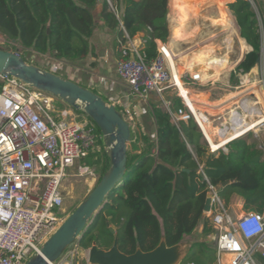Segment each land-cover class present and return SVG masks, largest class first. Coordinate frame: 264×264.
Wrapping results in <instances>:
<instances>
[{"label":"trees","instance_id":"16d2710c","mask_svg":"<svg viewBox=\"0 0 264 264\" xmlns=\"http://www.w3.org/2000/svg\"><path fill=\"white\" fill-rule=\"evenodd\" d=\"M190 1L194 8L182 13L181 5L176 7L175 0L174 4L171 0L172 8L183 21L187 15L196 13L200 5L199 0ZM254 2L261 13L259 2ZM112 3L114 11L106 0H0V36L37 55H50L75 64L89 54L96 57L91 39L101 20L104 27L116 32L115 46L120 52L125 30L131 37L146 40L144 51L149 61L158 58L156 40L166 44L171 37L169 0H112ZM227 7L243 39L240 51L245 53L247 45L252 48L231 74L230 85L235 86L237 74L246 75L260 63L263 43L257 13L250 0H234ZM225 24L232 35L236 33L232 21ZM180 29L172 31V45L180 40ZM170 48L167 51L171 53ZM171 56L177 64L172 53ZM60 75H64L62 70ZM166 99L173 114L180 110L188 112L177 91H168ZM150 107L156 137L152 140L150 135L136 134V141L141 140L144 145L143 150L128 151L127 174L122 183L110 193L87 232L76 241L82 251L93 245L109 250L115 239L119 250L127 255L137 250L152 251L162 241L168 247L182 245L201 225L202 237L212 235L213 229L204 212L208 186L201 169L212 185L220 186L219 194L228 207L236 196L242 199L244 211L264 212V150L241 137L226 145L227 153L223 149L212 152L193 118L176 125L160 99L150 102ZM72 109L86 115L80 109ZM87 118L94 124L102 148L80 160L83 159V166L98 169L100 181L110 167V160L100 128ZM225 182L228 184L222 187ZM110 228L115 230V235ZM179 264H215L214 246L201 239L192 241Z\"/></svg>","mask_w":264,"mask_h":264},{"label":"built area","instance_id":"2783aa9c","mask_svg":"<svg viewBox=\"0 0 264 264\" xmlns=\"http://www.w3.org/2000/svg\"><path fill=\"white\" fill-rule=\"evenodd\" d=\"M106 1L114 11L112 0ZM250 2L259 16L254 0ZM137 37L124 30L117 64L120 78L129 84L133 95L144 100L155 93L176 125L191 118L198 124L180 96L166 45L156 40L160 55L149 61L144 51L146 40ZM202 79L200 72L181 76L187 89L185 80L197 84ZM0 81V264H26L68 218L64 213L65 179L81 158L97 150L99 137L93 123L67 122L53 116L54 97L48 93L8 75L0 74ZM168 91H177L188 112H171ZM201 172L211 199L205 215L213 229L215 264H262L264 212L232 211L220 196V187ZM88 251L75 242L53 264H90ZM80 254L81 263L77 261Z\"/></svg>","mask_w":264,"mask_h":264},{"label":"rangeland","instance_id":"374dc122","mask_svg":"<svg viewBox=\"0 0 264 264\" xmlns=\"http://www.w3.org/2000/svg\"><path fill=\"white\" fill-rule=\"evenodd\" d=\"M200 5H203L207 0H199ZM224 6L220 8L219 4L216 1L209 2V4L203 6L199 10V6L196 13H191L187 15L183 20L175 10L172 8L171 0H169L170 12L168 13V20L171 30L181 27V38L178 42H175L172 45V40L166 44L170 49L174 51V59L177 64L184 63L182 59L184 57L191 58L195 53L199 52L208 47L215 48L217 58H228L229 60V70H227L222 77L219 79L217 77L214 80L201 81L200 83L194 84L186 81V86L188 89L193 92L200 93L197 97H205V100L209 104L210 102H217L226 99H234L231 101H241V99H248L253 104L257 105L258 109L264 113V60L263 57L257 68L252 70L246 75L237 74L238 84L235 86L230 85V77L232 72L237 67L238 61L242 56L247 52L242 53L240 51L241 39L239 38L238 29L236 23L232 16L229 13L227 5L230 0H223ZM258 10V9H257ZM256 11V9H255ZM224 13L226 15H224ZM220 21H219V20ZM232 21L234 28L236 30L235 34H231L227 27L225 26V21ZM260 29L264 28V15L259 13L258 16ZM260 32H263L261 29ZM263 49H264V39H262ZM0 49L12 53H17L26 60L30 65H37L36 67L45 70L51 71L54 67H58L60 60H57L55 57L50 55H37L31 50L22 49L21 46L15 44L9 40L2 38L0 36ZM168 52V51H167ZM206 55H214L211 50L206 51ZM41 56V57H40ZM186 66V64H185ZM53 68V69H52ZM60 70V68H59ZM59 70L58 73L59 74ZM186 69H184V72ZM183 72V73H184ZM189 72L198 73L197 70L189 69ZM203 77V75H202ZM204 80V79H203ZM1 83V81H0ZM90 90V89H89ZM92 92L96 90H91ZM96 92L95 94H97ZM207 94V95H205ZM53 97V96H52ZM227 102L222 105L221 108L211 109V104L206 105L200 103L198 105L199 109H202V113L209 117L212 122V126L217 129H222L223 124L225 123L228 127H231L229 121V113L232 102ZM203 104V105H202ZM53 112L52 115L57 117L60 120L67 122H76V123H91L86 115L76 112L69 105H64L61 101L54 100L53 103ZM203 106V107H202ZM205 108V109H204ZM210 108V109H209ZM229 109V110H228ZM189 110V109H188ZM212 115H211V114ZM210 114V115H209ZM205 138V137H204ZM249 144H255L257 148L264 150V123L258 128L257 132H250L243 137ZM206 140V139H205ZM207 142V141H206ZM137 141L134 139V142H131L129 151H133L132 148L137 146ZM209 145V144H208ZM98 146V144H97ZM100 146V145H99ZM97 148L96 151H99L102 146ZM105 146V144H104ZM210 146V145H209ZM106 148V147H105ZM135 149V148H134ZM107 150V148H106ZM211 150V147H210ZM108 151V150H107ZM224 152L227 153L226 150ZM86 159V156L83 157ZM82 160H79L76 166L71 169L64 182L65 190V206L64 213L65 217H69L75 210L78 208L81 203L88 197L91 191L99 182L100 173L95 166L85 167L82 165ZM85 168H88L87 171H84ZM96 169V170H95ZM94 170V171H93ZM96 171V172H95ZM220 187V186H219ZM242 200L233 198L230 203V209L235 212L244 211ZM202 225L196 230V232L185 239V243H191L196 239H201L207 243L213 245L212 235L208 237H202ZM75 244V243H74ZM73 245L68 248L67 251L71 250ZM66 251V252H67ZM65 252V253H66ZM64 253V254H65ZM81 254L77 257L79 263L82 262Z\"/></svg>","mask_w":264,"mask_h":264},{"label":"water","instance_id":"95a60500","mask_svg":"<svg viewBox=\"0 0 264 264\" xmlns=\"http://www.w3.org/2000/svg\"><path fill=\"white\" fill-rule=\"evenodd\" d=\"M167 12H170L169 7ZM0 74L15 77L73 108L82 110L100 128L108 150L110 160L108 171L81 205L40 248V252L33 255L26 263L53 264L87 232L107 203L110 193L122 183L127 174V153L132 142V130L114 105L107 104L99 95L78 83L26 63L17 53L0 49ZM227 184V182L223 183L222 187ZM210 207L211 199L208 196L204 212H209ZM110 232L115 235L114 229L110 228ZM185 250L181 245L168 247L162 241L152 251L137 250L134 254L127 255L119 250L118 240L115 239L109 250L93 245L88 251V260L90 264H179Z\"/></svg>","mask_w":264,"mask_h":264},{"label":"crops","instance_id":"0c3cea01","mask_svg":"<svg viewBox=\"0 0 264 264\" xmlns=\"http://www.w3.org/2000/svg\"><path fill=\"white\" fill-rule=\"evenodd\" d=\"M233 1L234 0H230L229 3L233 2ZM257 1L259 2L260 6H261L260 7L261 13L264 15V0H257ZM172 2H173V0H172ZM99 12H100V7H98L96 10V13H98V15H99ZM229 13L236 23L235 17L232 15V13L230 11H229ZM258 23H259V20H258ZM236 26H237V23H236ZM237 29H238V33H239L238 26H237ZM173 34H174V32H172V30H171V37L169 39L170 43H171V40L173 41ZM239 38L241 40H243L240 37V35H239ZM115 41H116V32L104 27L101 23V20H100V21H98L96 33L94 34V36L91 39V46L95 51L96 57L92 56V54H89L88 57H86L84 60H82L79 63H75V64L61 61L59 63V66L58 67L55 66L54 69L52 68L53 70H51L50 72L58 74L56 72H58V70L60 68L59 71L62 70L64 72V75H63L64 78H66L67 80L73 81L75 83H78L79 85H81L82 87H85L87 89L96 90V92H98L97 95H99L101 98H103L107 104L114 105L122 113V115L124 116L126 121L130 124L131 130H132V142H134V139L136 140V134H141V133L144 135H147V136L150 135L151 139L154 140L156 137V126H155L153 116L151 114L150 102H156V101H158L159 98L157 97V95L155 93H150L148 98L144 100V99H142L136 95H133L131 93L129 84L120 78L118 71H117V64H118V61L120 60L122 54L120 52L119 47L115 46ZM160 43H162V42H160ZM166 44H163V45H166ZM246 45H247V43H246ZM209 49L211 50V52L213 54H215L214 57L217 58L218 55L216 54L215 48H212L210 46L204 50L207 51ZM164 50H165L167 56L169 57L172 65H173L176 81H178L180 76L184 73H189V74L193 73V72H189L188 66L194 63V61L196 60V57L198 56V54L201 50L199 52L195 53L194 56L191 58L184 57L182 59V62H184V63H182L181 66H180V64H174L173 63L172 56H171V53L174 55L173 50H171V53H170V51L167 52V50H168L167 45L165 46ZM250 51H252V48L247 45L246 54L249 53ZM243 57L244 56H242L240 58V60L238 61V64L242 61ZM262 57L264 60V49H263V47H262L261 59H262ZM261 59H260V62H261ZM94 64H95V66H94ZM185 64H186V66H185ZM259 64L257 66H259ZM212 65L214 66L215 64H212ZM257 66L255 68H257ZM175 68H176V70H175ZM184 69H186L185 70L186 72H184ZM60 76H62V75H60ZM211 80H214V79H211ZM202 81H208V80L202 79ZM176 83H177V85H182L178 82H176ZM203 99H204V102H201V103H203V104L207 103L205 101V97ZM234 99L229 98V99L221 100V101H217V102H210L209 104H211L210 105L211 108H215V109L221 108V110H222V105H224L225 103L230 102L231 100H234ZM241 100L242 101L240 102V105H242V106H243V104H242L243 100L246 101V103L250 101V100L245 99V98L241 99ZM188 101L191 104L192 101L190 99H188ZM231 102H232L231 104H233L234 102H237V101H231ZM238 103L239 102L234 103L231 106L232 107L234 106V108L236 109V107L238 106ZM209 104H205V105H209ZM235 111L231 112V110H230V113H232V115L229 114V116H230L229 120L231 123V127H228L224 123L223 129H220V131H218L219 129L214 128L211 125L210 129H209L210 133L207 131L210 134L209 136L214 140L215 145H218V148H216L215 150L220 149V148H225L224 150L227 151V149H226L227 141H229L231 138H233V134L236 131H238V128L236 127V123H238V122L241 124L243 123L244 124L243 126H245V124L248 122L249 116L246 114V112H243L244 111L243 109L238 110V111H240L239 113L237 110H235ZM233 113H235V114L233 115ZM257 113H258V111H257ZM260 114L263 115L264 113L261 111ZM206 117L208 118L207 120H210L208 116H206ZM244 117H245V119H244ZM231 119H236L238 121L236 122V121L231 120ZM233 122L234 123L236 122V123L234 124ZM263 123H264V121L258 125V128ZM211 124H212V122H211ZM228 128L230 129V131H228L229 130ZM246 128H247V124H246ZM221 131H222V133H221ZM255 131L256 130L250 129L247 132V134L250 132H255ZM244 136H242V137H244ZM222 139H224V142ZM137 143H138L137 146L132 148L134 153L142 152L143 147H144L141 140L137 141ZM235 198H237L238 200L239 199L242 200L240 197L235 196ZM188 244L189 243L184 242L181 246L184 249H186Z\"/></svg>","mask_w":264,"mask_h":264},{"label":"bare ground","instance_id":"6f19581e","mask_svg":"<svg viewBox=\"0 0 264 264\" xmlns=\"http://www.w3.org/2000/svg\"><path fill=\"white\" fill-rule=\"evenodd\" d=\"M212 1H216L217 4H219L220 8H222L224 6V4H225L223 0H207V2H205L203 5L199 6V10L203 6L209 4V2H212ZM172 4H174V2ZM179 5H181V11H182V13L191 12L192 9L194 8V7H192V4H191V1L190 0H175V6L178 7ZM224 15H226V14L224 13ZM227 30L230 32L229 28H227ZM226 61H227L226 60V57H224V58H215V57H213V55H206V50L203 49V50H201L199 52V54L196 57V60L194 61V63L191 64V65H189L188 68L191 69V70H197V71L201 72L203 74V79L204 80H211V79H216L219 76H222L227 71L229 65L226 64ZM212 64H215V65L213 66ZM175 70H176V68H175ZM181 76L178 79V81H176V82H178V83H180V84L183 85V83L181 81ZM175 80H176V78H175ZM182 85H178V87L180 89V96L183 98V100L187 104L188 109L192 112V114L197 119L198 124H200V127H201V129H202V131H203V133H204V135L206 137V140L210 144V147L212 148V150L214 152H217V151L223 149V148H220V149L215 150L216 148H218V145H215L214 140L209 136L210 135L209 134L210 133L209 132V129H210V126L212 125L211 124V121L210 120H207L208 118L202 113V109L200 110L198 108V105H201L200 103L201 102H204V99L202 97H200V98L197 97L199 95V93H197V92L195 93V92H193V91L185 88L184 85L183 86ZM205 95H207V94H205ZM188 99H190L192 101L191 104L188 101ZM241 101H239L238 106L236 107V109L234 108V106L233 107L231 106L229 108H230L231 112H234L235 110H237V111L238 110H242V109L244 110L243 112H246V114L249 116L248 122L246 123L247 124V128H246V124H245V126H243L244 125L243 123L242 124L239 123V122L236 123L238 120L231 119V120L236 121L235 123H236V127L238 128V131H236L233 134V138H231L229 141H227V144L229 142L237 139V138H241L242 136L246 135L247 132L250 129L256 130L255 132H257L258 131V125L264 121V114L263 115L260 114L261 113V109H258L256 107L257 105L253 104L251 101H249V102L246 103V101L243 100V103H242L243 106H242V105H240V102ZM213 109L215 110V108H213ZM257 111H258V113H257ZM239 112L240 111H238V113ZM229 114L232 115V113H229ZM234 114L235 113H233V115ZM244 119H245V117H244ZM218 131H220V129ZM228 131H230V129ZM221 133H222V131H221ZM222 140L224 142V139H222Z\"/></svg>","mask_w":264,"mask_h":264}]
</instances>
